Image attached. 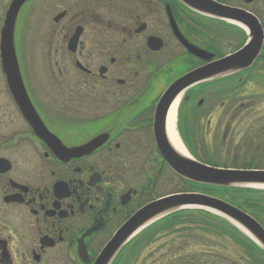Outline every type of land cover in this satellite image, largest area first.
Instances as JSON below:
<instances>
[{"label": "flooded vegetation", "instance_id": "flooded-vegetation-1", "mask_svg": "<svg viewBox=\"0 0 264 264\" xmlns=\"http://www.w3.org/2000/svg\"><path fill=\"white\" fill-rule=\"evenodd\" d=\"M12 1L0 0L2 24ZM212 1L252 15L264 30V0ZM19 21L40 24L43 52L37 62L18 56L31 103L20 104L0 48V264H95L139 210L193 192L158 149V105L173 83L233 53L249 33L180 0H27ZM175 27L210 58L192 53ZM259 76L230 73L179 94L174 128L195 160L264 169V126L247 123ZM255 218L264 226V214ZM199 229L216 236V215L176 210L131 237L111 264H216L214 244L204 262L188 248L200 245ZM227 236L241 252L229 264H264V250L255 256L242 232Z\"/></svg>", "mask_w": 264, "mask_h": 264}, {"label": "water", "instance_id": "water-1", "mask_svg": "<svg viewBox=\"0 0 264 264\" xmlns=\"http://www.w3.org/2000/svg\"><path fill=\"white\" fill-rule=\"evenodd\" d=\"M25 1L27 0L12 1L1 29L0 48L4 72L14 97L20 104L24 101L31 104L24 87L15 44L17 16ZM180 1L204 15L234 20L248 29L249 39L236 52L188 73L170 86L158 105L155 118V137L158 149L170 168L189 182L223 188H264V170L209 166L193 159L187 153H181L169 140L167 111L184 88L204 79L221 77L230 73L236 74L251 68L262 55L264 46L263 27L252 15L236 12L232 8L222 6L212 0ZM172 22L174 23L173 19ZM175 31L192 53L207 59L210 58V55L188 43L179 34L176 27ZM30 110L35 112L32 105ZM97 143L98 140H94L84 148L94 147ZM185 208H202L227 218L264 249V227L251 215L218 197L199 192H185L160 198L139 210L119 229L95 264H111L123 245L149 223L173 211Z\"/></svg>", "mask_w": 264, "mask_h": 264}, {"label": "rangeland", "instance_id": "rangeland-1", "mask_svg": "<svg viewBox=\"0 0 264 264\" xmlns=\"http://www.w3.org/2000/svg\"><path fill=\"white\" fill-rule=\"evenodd\" d=\"M40 24L38 23H30L25 21H19L16 23V29H15V44H16V50L18 52V56L22 59L26 58V62H33L34 60L37 62L40 59V54L43 52L42 45L37 42L39 41L36 36L37 29ZM2 27V23L0 22V28ZM27 37V42L29 44V47L25 46L24 38ZM37 38V39H36ZM30 42V43H29ZM231 49H236L237 41L232 40L231 43ZM239 44V43H238ZM26 47V49H25ZM229 51V50H228ZM252 72L256 76L260 74L261 76L258 81H251L250 89L255 90L258 93V98H254L253 100L256 101L255 108L250 110L249 113L253 114L255 113V118L253 120L248 121V125H255L257 126H264V59L259 60V64L252 70L248 71ZM252 75V74H251ZM254 93V92H253ZM256 94V93H254ZM253 112V113H252ZM247 113V114H249ZM255 123V124H254ZM252 132V131H251ZM264 190V189H262ZM261 198V197H260ZM262 204H264V196L262 197ZM258 203V202H257ZM219 230H217V235H209L208 232L204 230H197V237H199L200 245H191L188 248L191 247L200 249L201 256H202V262L211 260L210 254L206 253L204 255V252H208L211 244H214L216 247V253H217V260L216 264H229V262H240L239 255L241 254L240 249L236 247L231 241L230 237L227 235L219 234ZM200 246V247H199ZM188 255V253H186ZM186 255V256H187ZM185 262L189 260V258H185ZM212 261H215L212 258Z\"/></svg>", "mask_w": 264, "mask_h": 264}, {"label": "trees", "instance_id": "trees-1", "mask_svg": "<svg viewBox=\"0 0 264 264\" xmlns=\"http://www.w3.org/2000/svg\"><path fill=\"white\" fill-rule=\"evenodd\" d=\"M255 164L249 163V167H253ZM187 188L194 191L205 192L214 196L221 197L230 203L249 211L251 214L257 217H261L264 214V204H262V197L264 196V190L252 189V188H223V187H214V186H205L194 184L186 181ZM261 197V198H260ZM258 202V203H257ZM185 210H201V209H185ZM187 212V211H186ZM204 211H202L203 213ZM217 218V230L219 234L222 235H232L234 238L237 237V229L232 227L224 218L216 216ZM205 222V220H201ZM228 227L231 228L235 233L231 234L228 230ZM247 242V247L250 251L258 256L259 247L255 245L252 241H249L245 238Z\"/></svg>", "mask_w": 264, "mask_h": 264}, {"label": "bare ground", "instance_id": "bare-ground-1", "mask_svg": "<svg viewBox=\"0 0 264 264\" xmlns=\"http://www.w3.org/2000/svg\"><path fill=\"white\" fill-rule=\"evenodd\" d=\"M181 96L179 95L170 107L168 118H167V133H168V137H169L171 144L181 153H186L174 128L176 110H177Z\"/></svg>", "mask_w": 264, "mask_h": 264}]
</instances>
